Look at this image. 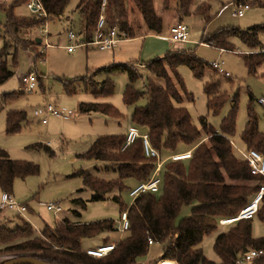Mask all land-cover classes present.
Instances as JSON below:
<instances>
[{"label":"trees","instance_id":"16d2710c","mask_svg":"<svg viewBox=\"0 0 264 264\" xmlns=\"http://www.w3.org/2000/svg\"><path fill=\"white\" fill-rule=\"evenodd\" d=\"M40 1L46 18L16 15L15 10L25 5L28 0H14L4 8L0 85L12 77L11 69L18 65L19 51H30L34 61L43 58V52L37 51L40 44L34 34L43 30L48 22L66 19L65 14L71 0ZM173 3L177 22H182L184 17L190 15L204 17L207 23L211 18L208 14L209 5L206 3L198 4L193 11L191 8L194 0H163L162 6L168 9ZM76 8L80 14L79 38L88 43L96 29L101 0H80ZM133 11L137 12L140 19L136 28L130 20ZM105 21L107 28L115 27L125 34L126 39L149 34L159 35L163 30V22L154 10L153 0H106ZM260 34H264V26H254L246 30L224 29L203 38L201 43L233 52L231 41L238 39L250 50V53L244 56V65L247 72L253 75L264 61V54L257 50L261 46ZM6 55L10 56V63L5 60ZM143 66L151 76L164 84L150 81L144 85L142 91L135 90L132 83L138 73L134 62L112 63L96 69L94 74L112 71L126 73L129 84L123 94V104L130 106L143 97L147 99L144 106L134 108L131 122L147 133L150 146L158 153L165 152L172 156L191 151L190 160H167L163 163L160 173L161 192L158 196L143 194L129 205H125L119 195L112 197L120 206V215L126 211L129 228L123 232L126 235L114 243L108 237L101 239L98 246L114 244L113 251L105 256H88L81 243L102 233L116 232L115 222L112 220L82 224L64 219L53 228L45 225L38 235H35L28 223L22 221V225L14 229L0 226V257L11 256L1 264L16 258H30L43 264H136L148 252V239L162 246L159 262L173 260L176 264H216L204 257L199 247L202 239L214 232L221 220L235 218L258 192L259 187L264 185V177L252 176L247 162L238 159L232 149L230 138L236 129L237 96L229 97L220 89L219 80H214L211 74L203 87L207 111L216 116L228 102L230 108L228 115L220 122L219 131L208 124L206 116L198 118L200 128H197L182 104L184 101L192 102L193 99L186 91L177 68H189L193 77L199 80L205 72L214 68L195 53L184 49L167 52L162 58H155ZM80 79L84 85H91L94 99L113 94V86L108 79L95 83L91 76H86L75 81ZM64 90L67 95H73L75 92L72 83H65ZM19 94H22V91ZM16 97L17 94L13 93L2 95L0 111L7 102ZM79 111L98 112L114 119L122 117L111 104L96 101L81 102ZM26 121L24 111L10 110L6 114L5 133H18ZM240 140L246 151L255 150L264 155V131L258 130L257 116L250 106L247 107V120ZM124 144L125 134L103 135L97 137L89 149L79 155L82 159L106 163V169L115 171L118 176L115 180L105 181L84 175L83 186L94 193L93 200H104L112 191L122 193L129 190L127 180L140 183L152 176L156 161L144 156L141 140H136L122 150ZM180 145L187 148L181 151L178 147ZM33 146L39 147L38 144ZM37 174L36 164L11 160L6 151L0 149V192L11 195L16 179H25ZM189 206L190 215L177 222L181 210ZM254 218L262 224L264 230V195L251 220H238L230 224L232 226L225 233L215 238L213 250L220 259L219 264H237L244 250L264 251V235L260 238L252 237L251 221ZM254 262L264 264V256Z\"/></svg>","mask_w":264,"mask_h":264},{"label":"rangeland","instance_id":"374dc122","mask_svg":"<svg viewBox=\"0 0 264 264\" xmlns=\"http://www.w3.org/2000/svg\"><path fill=\"white\" fill-rule=\"evenodd\" d=\"M80 0H71L66 11V19L48 22L43 27V32L34 34L41 40L38 52H43V58L33 60L30 51L18 52V65L13 71L12 77L4 84L0 85V97L4 94H17V97L7 102L0 111V149L6 151L9 159L15 161L31 162L38 166V174L25 179H16L13 182L11 196L13 200L25 205L29 210L23 214L12 211L0 212V226L14 229L22 225V221L28 223L38 235L45 225L55 227L59 222L67 219L71 222L87 224L91 222L112 220L115 222L114 233H102L99 236L83 240L82 248H94L99 245L101 239L108 237L111 242H116L126 234L118 229L120 206L112 197L121 196L125 205L131 203L128 197V190L118 193L112 191L105 196L104 200H93L94 193L83 186L84 175H91L98 179L111 181L118 178L113 170L106 169V163L102 161L86 160L79 155L86 152L95 139L103 135H124L127 127L135 126L131 122V114L135 107L144 106L147 103L146 97L141 98L134 105L123 104V94L129 84L126 73L112 71L109 73L94 74L96 69L90 70L86 63V50L96 51L97 48H75L74 52L68 53L65 49L68 45H75L74 40H68L67 33L72 32L75 38H79V11L76 6ZM130 1V0H129ZM163 0H153L156 14L162 19L163 30L161 36L166 41H159L158 56L145 58V52L141 59L134 61L138 73L133 81L132 87L142 91L146 83L152 81L163 85L164 83L151 76L143 64L155 59L162 58L167 52L176 51L174 46H168V29L177 22L175 3L170 8L164 9ZM201 3L209 5L210 20L207 23L204 17L190 15L184 17L182 22L188 27L189 42L184 48L185 51L195 53L207 64L216 63L219 68L228 76L220 74L211 69L205 72L202 79H195L189 68L180 66L177 72L180 75L185 89L191 94L192 102L184 101L183 106L187 109L192 118L193 124L200 128L198 118L206 116L207 122L216 131L223 118L228 115L229 102L226 103L220 113L216 116L207 111L206 96L203 91L204 84L212 74L214 80H219L220 89L225 91L229 97L237 96L236 108V129L230 138L232 149L238 159H243L246 148L240 140V135L244 130L247 120V107L253 110L257 116V127L259 131H264V106L258 104L257 99L264 95V61L257 67L255 73L250 75L244 65V56L250 50L238 39H233L234 51H221L209 45L201 43L203 38L209 37L224 29L246 30L254 26H264V0H194L191 11ZM247 4L249 9L244 11L242 17L234 16L237 6ZM16 12L24 15L23 6L16 9ZM132 26H139V16L133 11L130 16ZM261 46L257 49L264 54V34L259 35ZM149 42V41H148ZM3 39L0 38V50L3 47ZM142 49L148 43L144 40L136 43ZM182 44V43H180ZM140 49V50H141ZM87 51V52H88ZM9 53V52H8ZM5 60L10 63V56L6 55ZM142 64V67L139 65ZM89 69V70H88ZM214 71V72H213ZM216 72V73H215ZM29 74L35 75L36 85L32 92L28 93L24 85L20 83L22 77ZM92 78L95 83H101L108 79L113 86V94L109 97L94 99L91 85H84L78 78ZM65 83H72L73 95H67L64 90ZM22 91V94L19 92ZM250 95L252 100L250 101ZM98 102L111 104L122 116L119 119L107 117L98 112L81 113L79 104L81 102ZM52 105L57 109H65L72 112L69 120L50 116L46 124H42L33 112L39 107ZM10 110H20L26 113L24 122L18 133L8 135L5 133L6 114ZM143 132L141 127H138ZM38 144L35 148L33 145ZM183 151L187 147L178 146ZM160 160L163 161L171 156L165 152L159 153ZM165 163V162H163ZM80 172L81 174H76ZM132 180H127L126 185H130ZM84 203L82 206L80 203ZM47 204H59L62 211L59 214L46 210ZM191 206L181 210L177 222L190 215ZM232 225L221 226L211 234L205 236L199 247L204 257L216 264L220 259L213 250L215 238L225 233ZM251 233L253 238H260L264 235L262 224L254 218L251 221ZM162 255V246L153 244L149 246L148 252L139 263L158 264ZM11 257V256H10ZM9 256H1L0 264ZM238 258L237 264H256L253 262H241Z\"/></svg>","mask_w":264,"mask_h":264},{"label":"built area","instance_id":"2783aa9c","mask_svg":"<svg viewBox=\"0 0 264 264\" xmlns=\"http://www.w3.org/2000/svg\"><path fill=\"white\" fill-rule=\"evenodd\" d=\"M105 5L106 0H101V8L99 17L96 23V29L93 38L90 42L84 43L80 38H75L72 32L67 33L68 40H74L75 45L67 46L65 49L68 53L74 51L77 47H95L99 51L113 50L117 45L126 40L125 34L120 33L115 27L107 28L105 21ZM26 9L35 17L46 18V13L44 7L40 0H28L25 4ZM249 6L247 4H242L237 6V10L234 12V16L242 17L244 11L248 10ZM43 32V30H41ZM169 37L168 41L170 44L173 43H187L189 42V31L188 27L183 22H176L168 29ZM77 39V40H76ZM69 40V41H70ZM222 51V50H221ZM211 66L217 70L220 74L228 76L224 73L221 68L218 67L216 63H212ZM21 84L24 85L26 92L30 93L35 88L36 78L33 74H29L27 77L21 78ZM258 104L264 106V95L257 99ZM34 116L39 118L42 124L47 123V119L50 116L58 117L63 120H69L72 116V112L65 109H57L52 105H45L34 110ZM140 139L143 147V154L146 158L155 159L156 166L152 176L149 180L145 182L137 183L134 187L130 188L127 193L131 202L138 196L143 194L160 195L161 192V171L163 167V162L167 160L171 161H188L191 158V151H187L182 154H176L168 157L167 159L161 161L159 153L153 149L148 141V136L146 132H140L139 128L136 126H130L125 133V144L122 148L125 149L127 146L133 144L136 140ZM243 160L247 162L249 167V172L252 176L264 177V155L258 153L255 150L246 151L243 156ZM264 195V185L259 187L258 192L251 198L249 203L239 212V214L232 219L221 220L220 225H230L238 220H251L258 209L259 203ZM46 210L53 212L54 214L61 213L62 209L59 204H47ZM1 211H12L18 214H23L27 211V207L22 204L16 203L12 196L5 192H0V212ZM129 228V223L127 219L126 211L122 212L119 216L118 229L120 232H125ZM154 243L148 239V245L151 246ZM114 244L108 246H97L94 248H88L85 250L88 256L94 258H100L106 254L113 251ZM264 256V251L262 250H247L243 253L239 263L241 262H253L258 258ZM165 262H171L176 264L173 260L160 261L158 264H164ZM142 264V263H136Z\"/></svg>","mask_w":264,"mask_h":264},{"label":"crops","instance_id":"0c3cea01","mask_svg":"<svg viewBox=\"0 0 264 264\" xmlns=\"http://www.w3.org/2000/svg\"><path fill=\"white\" fill-rule=\"evenodd\" d=\"M12 1H14V0H0V38H2V26L5 22L4 8H6ZM23 7L25 10L24 15L17 13L16 10H15V14L18 16H27V17L32 16V14L26 9L25 5H23ZM161 34H162V32L159 35L149 34V35H145V36H141V37H135L132 39H126L125 41L119 43L115 49L110 50V51L109 50H106V51H99V50L88 51V50H86L85 55H86L87 68H90V70H93V69H100V68L107 66V65H110L112 63L126 64L129 62L138 61L141 59L143 51L145 52V55H144L145 58H151L152 56H158L159 54L156 53V52H158V51H156V50H158L157 43L159 45V41H166V40H163L166 38L164 36H161ZM141 40H144V44L148 43V46L146 48L147 50H145V45H143V47L141 49L140 48L141 46L138 47V45L136 44V43L140 42ZM188 43H190V42L182 43V44H180V43L170 44L169 43L168 46H174V49L180 50V49L186 48L187 47L186 45ZM83 47L86 49L89 48L88 46H86V47L83 46ZM77 48H82V47H77ZM136 64L137 63H135V65ZM139 66L142 67V64H140ZM129 127H127V129ZM127 129H126V131H127ZM143 132H145V131H143ZM136 184H137L136 182L132 181L131 184L128 185L129 189L134 187ZM221 226H226V225H221Z\"/></svg>","mask_w":264,"mask_h":264},{"label":"water","instance_id":"95a60500","mask_svg":"<svg viewBox=\"0 0 264 264\" xmlns=\"http://www.w3.org/2000/svg\"><path fill=\"white\" fill-rule=\"evenodd\" d=\"M37 43L40 44L41 40L38 39ZM246 251L247 250H244L243 253H246ZM3 264H43V263L37 260H34V259H30V258H16V259L9 260Z\"/></svg>","mask_w":264,"mask_h":264},{"label":"bare ground","instance_id":"6f19581e","mask_svg":"<svg viewBox=\"0 0 264 264\" xmlns=\"http://www.w3.org/2000/svg\"><path fill=\"white\" fill-rule=\"evenodd\" d=\"M164 264H172L171 262H165Z\"/></svg>","mask_w":264,"mask_h":264}]
</instances>
